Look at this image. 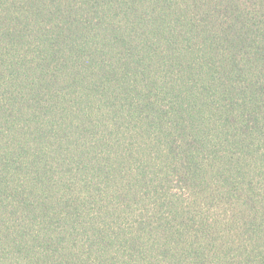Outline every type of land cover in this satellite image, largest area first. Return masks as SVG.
<instances>
[{"label": "trees", "instance_id": "trees-1", "mask_svg": "<svg viewBox=\"0 0 264 264\" xmlns=\"http://www.w3.org/2000/svg\"><path fill=\"white\" fill-rule=\"evenodd\" d=\"M0 264H264V0H0Z\"/></svg>", "mask_w": 264, "mask_h": 264}]
</instances>
